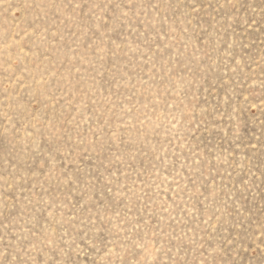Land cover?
<instances>
[{
	"label": "rangeland",
	"instance_id": "374dc122",
	"mask_svg": "<svg viewBox=\"0 0 264 264\" xmlns=\"http://www.w3.org/2000/svg\"><path fill=\"white\" fill-rule=\"evenodd\" d=\"M0 264H264V0H0Z\"/></svg>",
	"mask_w": 264,
	"mask_h": 264
}]
</instances>
